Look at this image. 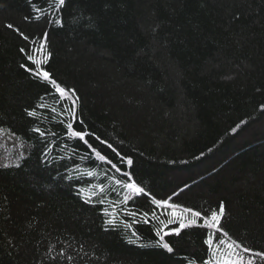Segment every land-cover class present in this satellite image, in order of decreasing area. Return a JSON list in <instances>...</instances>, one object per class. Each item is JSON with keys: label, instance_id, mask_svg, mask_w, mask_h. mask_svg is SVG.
Segmentation results:
<instances>
[{"label": "trees", "instance_id": "16d2710c", "mask_svg": "<svg viewBox=\"0 0 264 264\" xmlns=\"http://www.w3.org/2000/svg\"><path fill=\"white\" fill-rule=\"evenodd\" d=\"M44 34L75 120L27 59ZM153 199L222 203L264 250V0H0V264L209 260L208 230L176 235Z\"/></svg>", "mask_w": 264, "mask_h": 264}, {"label": "snow or ice", "instance_id": "6c2138e0", "mask_svg": "<svg viewBox=\"0 0 264 264\" xmlns=\"http://www.w3.org/2000/svg\"><path fill=\"white\" fill-rule=\"evenodd\" d=\"M64 4L65 0H56L57 7H61ZM57 23H60V21H57ZM9 27L12 26L9 25ZM25 39H28V37L25 36ZM46 44L47 34H44L43 42L40 43L39 47L33 50V54L28 55L27 59L36 65L37 77L49 82L55 88L56 93L59 94V100L61 102H70V107L66 111L72 117V119L75 120V106L78 102V97L76 96L75 91L61 87L60 84H58L57 81L50 76L48 71H41V64L47 63L51 55V53H47L46 55L44 54ZM21 51H24V49H21ZM38 56L41 57V59H37L36 57ZM53 111H55V109H53ZM29 115H35V112H30ZM66 127L70 137L83 140L85 135H90L89 133H85L83 131L74 130L72 122L67 123ZM35 130L39 131V129ZM41 135H43V133H41ZM109 147H111V145H109ZM96 156L101 161L105 160V157L99 152H96ZM132 163L133 161L131 159L127 160V164L131 165ZM113 167H115V165ZM117 171H119V169H117ZM87 175L92 176L93 173L89 172ZM117 183H120V181H117ZM122 187L129 189L132 193L137 195L146 194L145 189L139 187L135 182L122 184ZM127 199L128 197H125V200ZM152 202L157 207L171 209L168 224L176 222V219L182 216V214H190L191 217H193L191 223H185L181 221L179 228L171 230L176 235L180 234L181 229L192 226L202 227L208 230L204 244L207 245V251L210 254V259L207 261H202V264H257V260L264 264V250L255 251L252 248L244 245L242 242H238L237 240L231 238L229 232L223 228L221 221L224 214V206L222 203L218 205V210L208 209L205 212H201L199 210H193L192 208L187 207L183 208L182 211H177V209H180V205L169 203V200L153 199ZM105 214L108 215L107 212ZM133 215H135V213H133ZM145 216H147V213H145ZM198 221H202V223H198ZM144 222L147 223V220ZM109 223H112V221L110 220ZM160 223L164 224V221H160ZM157 235L160 236L159 245L167 249L169 252H172L173 248L169 245V243L164 242V236L169 235V233L165 232L164 235H160V232H157ZM59 255L63 256L64 252L61 251ZM53 259H55V257H53ZM67 259L71 260L72 257L68 256Z\"/></svg>", "mask_w": 264, "mask_h": 264}, {"label": "rangeland", "instance_id": "374dc122", "mask_svg": "<svg viewBox=\"0 0 264 264\" xmlns=\"http://www.w3.org/2000/svg\"><path fill=\"white\" fill-rule=\"evenodd\" d=\"M183 208L177 209V211H182ZM178 219L185 223H191L193 217L190 214H182V216L178 217ZM198 223H202V221H198Z\"/></svg>", "mask_w": 264, "mask_h": 264}]
</instances>
